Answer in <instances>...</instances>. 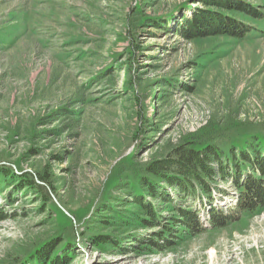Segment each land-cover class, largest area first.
I'll use <instances>...</instances> for the list:
<instances>
[{
    "label": "rangeland",
    "instance_id": "1",
    "mask_svg": "<svg viewBox=\"0 0 264 264\" xmlns=\"http://www.w3.org/2000/svg\"><path fill=\"white\" fill-rule=\"evenodd\" d=\"M194 1L0 0V264L48 245L68 264H264V211L164 248L106 214L137 213L129 187L186 139L264 136V16L227 13L246 40L189 42Z\"/></svg>",
    "mask_w": 264,
    "mask_h": 264
},
{
    "label": "trees",
    "instance_id": "2",
    "mask_svg": "<svg viewBox=\"0 0 264 264\" xmlns=\"http://www.w3.org/2000/svg\"><path fill=\"white\" fill-rule=\"evenodd\" d=\"M194 2L198 5L191 17L182 20L177 29L189 42L218 37L246 40L254 29L227 13L256 21L264 16L244 0ZM153 26L166 27L162 23ZM201 138L186 139L164 159L148 164L143 174L138 175L137 187H129L133 195L126 205L138 207L137 213L119 216L118 210L109 208L106 214H113L110 219L121 227L140 225L148 230L159 229L152 232L147 245L153 248L160 243L164 248L167 241L192 238L210 228L223 229L245 215L263 212L264 136L254 135L231 144L211 135ZM227 186L232 187L231 191L224 188ZM223 197L230 198L231 205L226 209L221 205ZM153 201L160 204L158 208ZM164 209L170 212L166 218L161 212ZM4 218L0 211V220ZM119 242L110 235H99L93 245L119 249ZM52 251L53 246L48 245L33 254L31 260L37 264H68L72 253L69 248L60 256H53Z\"/></svg>",
    "mask_w": 264,
    "mask_h": 264
}]
</instances>
